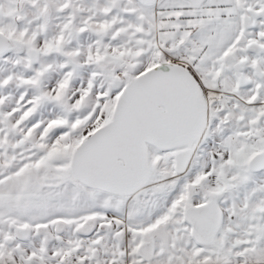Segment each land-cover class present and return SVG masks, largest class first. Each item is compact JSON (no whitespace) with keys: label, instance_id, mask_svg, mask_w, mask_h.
I'll list each match as a JSON object with an SVG mask.
<instances>
[{"label":"rangeland","instance_id":"rangeland-1","mask_svg":"<svg viewBox=\"0 0 264 264\" xmlns=\"http://www.w3.org/2000/svg\"><path fill=\"white\" fill-rule=\"evenodd\" d=\"M112 1L0 0V33L11 42L0 55V264H74L94 248L103 253L96 264H138L135 246L151 237L154 255L142 264H264V169L246 166L264 140V0L183 1L188 15L218 10L210 41L224 49L222 62L207 45L210 57L185 65L202 77L208 123L181 175L172 151L148 146L155 169L127 197L70 177L74 148L110 119L129 79L154 63V40L142 53L138 20L123 18L125 0L106 14ZM218 72L224 84H210ZM210 194L223 223L212 245L199 246L184 210Z\"/></svg>","mask_w":264,"mask_h":264},{"label":"water","instance_id":"water-1","mask_svg":"<svg viewBox=\"0 0 264 264\" xmlns=\"http://www.w3.org/2000/svg\"><path fill=\"white\" fill-rule=\"evenodd\" d=\"M151 5L156 0H137ZM198 8L204 0H186ZM11 42L0 34V55ZM207 123V106L193 73L177 63H160L132 77L118 95L110 119L74 148L70 177L74 184L127 197L138 193L149 181L155 165L148 162V146L172 151L174 170L185 171L193 145ZM264 166V150L251 157V170ZM210 221L195 223V217ZM193 225L192 236L210 244L219 225L214 197L201 206L185 209ZM153 240L144 242L139 253L150 259Z\"/></svg>","mask_w":264,"mask_h":264},{"label":"crops","instance_id":"crops-1","mask_svg":"<svg viewBox=\"0 0 264 264\" xmlns=\"http://www.w3.org/2000/svg\"><path fill=\"white\" fill-rule=\"evenodd\" d=\"M117 1L121 0H113L110 8L104 9L106 14L110 13V10L113 8H117ZM183 1L156 0L151 5H144L137 0H125L124 2L129 6L118 7L124 19L130 18L132 20L134 17L138 20L141 39L146 42L145 50L141 48L142 53L149 51L147 41L150 39L154 40L151 46L155 47V57L153 59L154 63L151 66L164 62H173L184 66L192 65L195 61L201 63L204 57H210V55L206 56L207 45L211 47L216 46L217 48L215 49H219V53L216 51L215 54L220 59L219 61L222 62L224 49L220 50L221 48L217 44H212L210 41L213 38L212 25H216L210 21L219 19L218 17L213 18L211 14L215 13L214 15H217V8L215 10H213L214 7L213 9H206L205 12L198 15L195 13L188 15L186 14V12H189L187 4H184ZM211 2L213 3L215 0H211ZM102 13L104 12L102 11ZM103 19L107 20L106 18ZM124 19L119 18L118 21L121 22ZM115 35L111 34V38L115 37ZM212 65V61H208L206 68H210ZM191 72L197 78L199 84H202V77L199 76L198 71L191 70ZM217 76L214 77L217 78ZM214 77L210 79V84H224V75L219 74L220 81H216Z\"/></svg>","mask_w":264,"mask_h":264},{"label":"flooded vegetation","instance_id":"flooded-vegetation-1","mask_svg":"<svg viewBox=\"0 0 264 264\" xmlns=\"http://www.w3.org/2000/svg\"><path fill=\"white\" fill-rule=\"evenodd\" d=\"M49 11L47 10V9H45V10H43L42 12H41V18L43 19V21L45 20V21H47V20H49ZM17 19H18V17H17ZM16 30L17 29H15V32H16ZM1 34V33H0ZM3 35V34H2ZM4 36V35H3ZM6 37V36H5ZM68 38H70L71 37V35H68L67 36ZM7 38V37H6ZM8 39V38H7ZM9 40V39H8ZM75 40H77V39H75L74 37H71L70 38V40H69V42H71V43H73V42H75ZM10 41V40H9ZM68 64H67V61H64L63 63H61V64H59V68L60 69H63V71H67V70H65L68 66H67ZM66 83V82H65ZM206 103V102H205ZM207 106V105H206ZM208 117H209V110H208V108H207V123H208ZM207 123H206V125H207ZM205 128H206V126H205ZM194 147H195V144H194V146H193V151H194ZM264 150V140H263V143H262V146H261V148L258 150V151H256L252 156H254L255 154H257V153H259V152H262ZM193 153V152H192ZM192 156V155H191ZM252 156H250L248 159H247V162H246V166H247V168H248V170L249 171H251V172H260V171H262L263 169H264V166H263V168L262 169H260V170H251L250 169V167H249V160L251 159V157ZM191 158V157H190ZM190 160V159H189ZM189 163V162H188ZM187 167H188V164H187ZM187 167H186V169H187ZM173 169H174V164H173ZM186 169H185V171H186ZM184 171V172H185ZM174 172H175V170H174ZM183 172V173H184ZM183 173H181V174H183ZM175 174L176 175H181V174H178V173H176L175 172ZM211 197H214V200H215V203H216V206H217V208H218V210H219V225H218V228H217V230H216V232H215V235L213 236V241L210 243V244H203V243H199V242H197L195 239H194V237L192 236V230H193V225L190 223V222H188L187 221V219L185 218V210H184V220L186 221V223H187V225L189 226V228H190V233H191V236H192V239L194 240V242L197 244V245H199V246H209V245H212V243L214 242V240H215V237H216V235H217V233L219 232V230H220V228H221V225H222V223H223V212L221 211V209H220V207H219V204H218V202H217V196L215 195V194H210L209 195V197L207 198V200L205 201V202H203L202 204H199V205H194V206H201V205H205V204H207L210 200H211ZM84 221H90V219L89 220H84ZM193 221L197 224V223H199V222H201V223H205L206 221H210V217H207V216H202V217H195L194 219H193ZM81 227V225H78L76 228L78 229V228H80ZM99 225L97 226V233L98 234H100V230H99ZM83 228V227H82ZM92 229L94 228V226H92L91 227ZM91 231V230H90ZM87 232L86 234H85V236L86 237H90L91 235H92V233H93V231H91V232ZM77 232H79V233H81L82 234V231L81 230H77ZM85 237V238H86ZM97 237L98 238H100V235H97ZM150 239H152L153 241V250H152V255H151V258L150 259H144L143 258V256L139 253V247H140V245L141 244H143L144 242H147V241H149ZM150 239H148V240H145V241H142V242H140V243H138L136 246H135V249H134V251H133V254H134V256L135 257H137L136 259H134V260H136L137 262L136 263H138V264H142V262H145V261H149V260H151L152 258H153V255H154V237H151ZM96 243H98V241H96ZM118 255H120V256H122V258L124 259V252H118L117 253ZM83 255H85V257L86 258H82V256ZM103 255V253L101 252L100 253V251L99 250H97L96 248H94L92 251H91V254H86V250L85 251H82V253L79 255V257H80V259L79 260H76L77 262H75L74 264H87V263H89V262H92V263H94V264H96V263H98L97 262V260L101 257ZM4 263L5 264H15L14 262H13V260L11 259V258H7V259H5L4 260ZM106 264H121V263H119V262H117V260L115 259V258H109L108 259V261L106 262Z\"/></svg>","mask_w":264,"mask_h":264},{"label":"trees","instance_id":"trees-1","mask_svg":"<svg viewBox=\"0 0 264 264\" xmlns=\"http://www.w3.org/2000/svg\"><path fill=\"white\" fill-rule=\"evenodd\" d=\"M107 57V56H106Z\"/></svg>","mask_w":264,"mask_h":264}]
</instances>
